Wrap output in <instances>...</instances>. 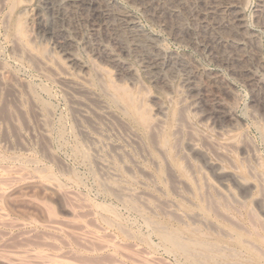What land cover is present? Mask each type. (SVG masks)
<instances>
[{"label": "rangeland", "instance_id": "obj_1", "mask_svg": "<svg viewBox=\"0 0 264 264\" xmlns=\"http://www.w3.org/2000/svg\"><path fill=\"white\" fill-rule=\"evenodd\" d=\"M15 1H18L19 4L17 3V5ZM139 1L140 0H115L118 7L120 6L119 8L122 7V10L128 11L137 18L138 23L147 31L145 32L146 34H151L153 38L156 37L155 39L160 46H157L156 49L157 51L159 50L157 53L160 56H162V52H166V54L170 53L169 55L163 54L167 59L166 62L169 56L173 57L174 55L175 58L177 57L176 60L178 58L180 59V61L177 60V63L179 62L180 64L182 61L181 65L183 67L186 64L191 66L190 64L193 61V69H190L192 66L188 67L186 65L184 67L185 71H182L180 68L179 72H175L172 71L174 68H172L173 66H171L168 61V63H166L167 65L165 64L162 68L163 71L166 70V73L162 72L165 78L164 81L163 79L154 77V79H158L156 80L157 82H164L163 85L159 83L157 84L159 87H156L154 79H146V77H149L145 74V71L143 72L144 69H140L143 66L139 60L138 62L136 61L138 58L134 60L132 53H119V51L113 50L114 54L116 53L115 55L119 56V58L121 57L120 59L122 61H126L125 63L127 65L130 64L129 66H131L134 71H137V77L141 78H138V80H141V84L145 86H139V83L137 86H139L140 89L136 86L139 90V92L136 93H134V91H136L134 88V91L133 89L131 91L125 90L124 88L127 87L125 85H123V91H119L122 89V85L121 87L115 85L120 88L114 90L111 84H117V82L114 81L113 68L101 64L97 59L92 57L89 51H87L88 49H86L90 42L89 30L85 28L84 24L80 25L79 31L74 30V32L71 28L65 27L64 29L66 33H68L65 34L64 30L62 33L63 37L67 38V41L73 44V46L71 44L72 47H70L74 53L77 50L75 53L76 55L78 52L76 57L78 59L80 58V60L87 65V68L92 72L90 73L91 76L93 75V79H90L92 84L89 88L91 87L90 90L93 95H91V99L92 97L93 101L96 99L93 106L91 105V110L93 112L95 110L97 111L94 113L96 116L92 113L82 118L72 107L69 96L64 94V90L62 92L63 87L53 82V79L48 75L49 72H47L46 78L40 74L38 63L40 59H49L51 65L59 68L66 69L67 67L64 58L53 48L51 43L52 40L34 34L36 32L31 31L27 26L25 21L26 15L22 12L23 7L21 0H14L15 5L12 1L13 5L11 7H13V10L9 7L12 3L11 0L6 3L0 1V67L3 66L1 67L3 70L5 68V74L0 78L8 83L16 81L17 83H15L19 86L17 90L20 94L8 88L0 92V175L3 178L5 177L4 180H6V182L4 181V190L0 192V264H264V208L262 207L264 206V179L262 180V178H264V87L258 89L255 83L254 85L253 82L247 81L243 68L244 66L252 67L251 71L258 80L260 79V82L264 86V24H262V22L264 23V8H262L264 7V0H201L199 3L189 2V4L191 3L190 5L188 4L186 7L178 8L173 14L164 12V23L161 24L152 19L153 11L143 6L149 1L147 0L145 2V0H142L144 4ZM227 1L229 3L234 1L235 3L233 2V4H236L235 6L237 8L239 6L240 9H238L243 14V22L245 24V29H247L245 30V34L246 39L249 41L246 40L238 50L240 53L246 55L247 59L239 64L235 62L225 63V61L222 60V52L217 51L220 48L222 49H220L221 51H224L227 47L229 48L226 43L232 36L235 37L234 33L236 34V29L230 21L232 11L225 7L226 4H229ZM45 2V0H33L31 9L41 10L44 17L49 19L44 5ZM140 3L141 6L139 5ZM8 8L11 10L9 11ZM180 9L181 11H179ZM194 10L196 14L198 13L197 15ZM201 10L202 12H200ZM19 11H21V14ZM175 12H178V14ZM180 12H184L185 14L183 13L182 15ZM184 15L187 16L186 18L189 17L190 19L194 15L196 17L194 18L193 16L195 21L184 18ZM148 17L151 18V20H149ZM181 17L183 21H185L183 22L181 20L183 25L180 23ZM197 19L200 23L197 22ZM155 22L158 24H155ZM188 23H191V26L189 25L190 27ZM169 24L173 26L170 27ZM198 24L201 27L203 25L202 29ZM230 24L233 25V27L230 26ZM227 25L230 27L231 32ZM180 26H185L183 28L186 30ZM207 27L209 29H207ZM16 29H18V31ZM233 29L235 31L232 32ZM174 31L180 33L178 37L176 36L177 33ZM200 31H203V34L200 33ZM204 32L206 33L204 34ZM196 34L199 35L195 37ZM212 37L215 39V43L214 41L211 42L213 40ZM179 38L181 40H179ZM197 38L203 44V48L201 49L195 46V43L199 42ZM192 40H194V42ZM84 42H86L87 45H84ZM82 46L85 48L83 49ZM229 49H226V51H231L232 47L230 50ZM10 50H13L14 53ZM20 51L21 54L23 51L24 54L29 53L27 51L31 52L29 57L28 55H23V58L22 55H20ZM170 51L173 55H171ZM153 53L156 54V51ZM214 53L216 56H214ZM220 53L221 56L219 55ZM14 54H16L17 57ZM18 54L20 56H18ZM217 54L221 58H219ZM249 55L251 57H249ZM32 56L35 59L38 57L41 58H38V61H36ZM42 56H46L47 58H43ZM175 58L172 59V62ZM219 60H222V62ZM99 67H101L100 69L103 72L99 70ZM170 68L173 73L170 72ZM197 68L200 70L198 69L197 71ZM95 69L100 71L101 74L95 71ZM188 70H194V72ZM186 71L192 74L196 73L194 74L196 83H194V85H197L195 86L196 89L199 88L197 90V96L199 97L194 99L203 98L196 101L195 105L198 107L195 105L191 106L190 102L192 99L189 98L188 93H186L188 92V88L186 90L184 81H181L185 78L184 75ZM200 71L204 76H201L202 78L196 76ZM168 72L171 74L169 73V75ZM174 73L175 77H172ZM153 74L156 73L154 72ZM95 75L99 76L96 77ZM144 75H146V77ZM48 76L50 77L49 79L47 78ZM105 77L109 80L106 81L107 83L104 82ZM169 77L172 79H168ZM94 79H99L100 81L102 79L101 83H105V85H102L99 80L98 82L100 84L98 83L97 85V81ZM244 79H246V81H244ZM110 80L112 82H110ZM167 81L169 83H166ZM213 81H216L215 84ZM108 82H110L111 86ZM205 83L208 84L207 87L210 88V90L206 87ZM164 84L168 86L166 87ZM180 84H183V86ZM101 85L106 89L108 87L107 85L110 87L105 91ZM216 85L217 88L215 87ZM98 86L103 91L99 90ZM161 86L163 88L166 87V89H162ZM180 87H183V91ZM256 88L259 91H257ZM142 90L145 96L143 95L141 98ZM147 90V95L149 93V96L151 95V98L153 97L155 102L163 103V106H165V108L167 107L166 125L164 124L161 127L163 128L162 131H160L161 128L156 125L157 120L155 122V112L153 113L155 107L152 106L151 108V105H154L152 102L153 99L146 95ZM205 90L209 91L206 92ZM255 91L258 92V96L255 95ZM109 92L111 95L114 94L115 98L126 94L124 96L126 98V104L122 105H125L128 109L123 112L124 109L122 110L119 105H116V102H114L115 98L110 96ZM121 92H124V94ZM130 92H132V94L129 98ZM13 93L16 95H13ZM25 93H27V95L30 94L29 97L25 95ZM93 93L97 94L95 95ZM21 94L25 95V98ZM135 94L137 97L136 100H138L137 102H140L139 96L142 102L137 103L135 101L133 103ZM97 95L101 99L97 97ZM19 96H21V98ZM104 96H106V98L102 100ZM109 96L112 97L113 100L111 98L109 100ZM214 97L218 98L220 101L222 110L229 109L235 114L237 124L235 128L229 129L230 131L228 132L221 133V131L219 132L220 129L217 128L220 124L224 126L227 125L222 117L215 122L213 120L214 117L208 115L212 110L210 102ZM26 98L29 100H26ZM147 98L149 101L151 99L150 103ZM128 99L131 100L129 101ZM15 100L20 102H16ZM100 101H104L103 103H106L104 104L106 107L109 106L107 107V112L111 110L117 115L115 117L113 113L109 111L108 113L111 118L108 116V123L106 119H103L104 117L99 114L98 102ZM128 101L131 102L130 105ZM185 101L189 103V105H185ZM95 103L97 105H95ZM204 103L210 105L208 106ZM115 105L120 107L119 109L122 111H120L118 107L115 108ZM146 105L150 109L147 108ZM135 106H140V109L138 107V109H136ZM190 106L191 109L195 107L192 111H196L191 112ZM184 107H186V109ZM129 109L132 113L134 111L133 109H135L136 113L130 114ZM137 110L140 112L139 115H137ZM143 111L145 113H143ZM117 113H119V115ZM138 116L141 117V121ZM88 117H92L91 119L93 120L89 119L91 120L89 121ZM117 117L118 119H116ZM83 118L86 119L85 122H83ZM98 119H100V122ZM123 119L124 122L120 125L119 122L121 123ZM153 119L154 121H151ZM179 120H182V122ZM109 121L110 123L112 122V124H110ZM40 122L41 124H39ZM113 122H116L117 125ZM128 123L131 127L125 128ZM102 124L104 126H101ZM41 125L42 127L46 126L44 127L45 129L42 128ZM110 125L112 129L108 130L106 127L109 128ZM119 125L121 130L118 129ZM112 126H115L116 129ZM153 126H157L160 130L156 127L159 131H155V127ZM177 127L180 130L176 129ZM127 128L129 129L127 130ZM113 130L114 133H111ZM117 131L118 135L116 134ZM122 131L126 133L125 135L129 136V138L126 137ZM132 131L134 132L133 136L137 135V137L135 136L136 139L130 134ZM157 131L160 134L157 133ZM176 131L177 133H174ZM135 132L137 134H135ZM194 135L198 139L194 137ZM121 136L125 141L122 140ZM100 139H102L101 144L99 143L101 142ZM127 139L132 140L129 141ZM137 139H141V142ZM194 139L198 141L196 142ZM103 140L105 141L104 144H107L106 147L103 144ZM134 140H137L138 144L141 143L139 145L140 148L136 146L137 143ZM191 140L194 145L196 144L195 146L198 149L202 150L201 152L197 150V153H191V151L188 150V141L191 142ZM126 141L130 144V148L127 147L128 144H125ZM131 141L135 143L133 142L134 144H132ZM217 141L218 144H216ZM154 143L155 145L153 146L152 144ZM160 143L165 145V149H162V151H160V148L164 145H160ZM98 144H100L101 147ZM142 144L145 147H142ZM220 145H223V148L219 149L221 147ZM249 146L251 150H248L247 147ZM115 147H117V149H115ZM131 147L136 150L133 149L136 155L133 154ZM154 147H156L155 151ZM227 147H229L230 151H228ZM93 148H96L95 150L97 153ZM143 149L146 150L143 151ZM245 151L247 152V155H245L246 157L244 156V158H247L246 160L241 158L246 154ZM144 152L149 154L146 155ZM249 152L251 154H248ZM252 152L256 155L254 159L252 158ZM142 153H144L143 155L145 158L144 156L142 158ZM127 154L130 157H128ZM151 154L154 156H151ZM120 155L122 157H120ZM131 155H134L132 158L133 161L130 159ZM156 155L157 159L159 157L165 166L162 165L163 163H161L159 159L157 161L155 158ZM183 155L190 156H187L188 158L186 159ZM101 157H103V160L106 158L104 160V162L106 161V165L104 163L105 166L98 163L102 161L100 160ZM164 157L165 159L163 160L162 158ZM141 159L146 161L144 162ZM153 159L155 161H153ZM219 167L222 175L216 172V169ZM109 171H112L111 173L113 174H109ZM237 176L241 179L240 182ZM229 192H233L234 196L239 198L236 197V199L234 196H231L233 194ZM193 204L195 205L193 206ZM197 212H199V216H196L198 215ZM192 213H196V215ZM185 215H189L190 217L187 216V218H190V220L185 219ZM191 218L194 219L192 220ZM195 218L200 219L201 222L199 223L198 221L197 223ZM145 222H148V226L150 227H148ZM152 227L154 231H152ZM163 230L169 237L170 235L175 238L178 236L180 242H192V247H187L189 254H184L181 250L163 241L159 236H162ZM189 239H192V241ZM193 239L195 240L193 241ZM197 239L199 241L198 244H194L197 242ZM200 242L204 243L208 249L205 250L203 247L198 246ZM224 247L226 248L225 252L223 251ZM248 247L250 250H248ZM232 252L233 254L236 252L235 255H237L233 256ZM239 252L242 253L240 254ZM204 254L205 256H203ZM204 257L205 259H203Z\"/></svg>", "mask_w": 264, "mask_h": 264}, {"label": "bare ground", "instance_id": "obj_2", "mask_svg": "<svg viewBox=\"0 0 264 264\" xmlns=\"http://www.w3.org/2000/svg\"><path fill=\"white\" fill-rule=\"evenodd\" d=\"M1 2H4V3H6V2H8L9 0H0ZM14 2V0H11V2ZM32 1L33 0H21V4H22V9H23V14L24 15H26L25 17H26V24H27V26L31 29V31H35L36 33H34V34H37L38 36H42V37H44V38H49L50 40H52L51 41V43H52V45H53V48L55 49V50H57V52L64 58V60H65V63L67 64V67H66V69H63V68H59V67H57V66H53V65H51L50 63H49V59L47 60V59H40L41 57H38L40 60H39V67H40V74H41V76H43L44 78H46L45 76L47 75V72H49L48 73V75L53 79V82H55V83H58L59 85H61V87H63L62 88V92H63V90H64V94H67L66 96H69V98H70V102H71V104H72V107L78 112V115L82 118V117H87V116H89L90 114H94L95 113V111L93 112L92 110H91V105L93 106V104H94V101L96 100H92L93 99V97H92V99H91V95H92V92H91V90H90V88H89V86L92 84L91 83V78H92V76H91V74L90 73H92V72H90V70L87 68V65L82 61V60H80V58L78 59L77 57H76V55L78 54V52H77V54L75 55V53H76V51H75V53H74V51L72 50V46H73V44L70 42L69 43V41H67V38H65V37H63V32H64V28L65 27H67V28H71L72 29V31L74 32V30L76 31V30H78L79 29V27H80V25H82V24H84L85 25V28H87L88 30H89V32L88 33H90L89 35H90V37H89V39H90V42H89V44H88V47L86 48V49H88L87 51H89V53L92 55V57H94L95 59H97L101 64H103V65H105V66H108V67H110V68H113V70H114V81H116L117 82V84H111L112 85V88L114 89V90H116L117 88H118V86H120L121 87V85H122V89L121 90H119V91H123V85H125V86H127L126 88H124L125 90L127 89V90H129V91H131L133 88L136 90V91H134V89H133V91H134V93H136V92H139V90L138 89H140L139 88V86H141L142 84H141V80L139 81L138 80V78L139 77H137L138 75H136L137 74V71H134L133 70V68L131 67V66H129V65H127L124 61H122L120 58H119V56H117V55H115L114 54V52H113V50H116V51H119V53H121V52H125V53H127V54H130V53H132L133 54V57H134V60L135 59H137L136 61L138 62V60L141 62V64H142V66L141 65H139V66H141L142 68H140V69H144L143 70V72L145 71L146 73V75L149 77V78H147L146 77V75H144L145 77H146V79H154V77H156V78H160V79H163V81H164V76L162 75V72L164 73H166V70L165 71H163L162 70V68L165 66V64L166 63H168V61L170 62V65L171 66H173L172 68H174L172 71H175V72H179V70H180V68L182 69V71H185L184 70V67L187 65H185L184 67L181 65V62H180V64H179V62L177 63V60L178 61H180V59L178 58L177 60H176V58L174 57V55H173V53L171 52V55H173V57L172 56H169L168 57V61L166 62V57H164L163 56V54H166V52L165 53H163L162 52V56H160L157 52L159 51H157V46H159L158 45V42H157V40L155 39L156 37H154L153 38V36L151 35V34H146L145 32H147V31H145L144 29L145 28H143V26H141L139 23H138V21H137V18L134 16V15H132L131 13H129L128 11H125V10H122L121 8H119L118 7V5L116 4V2H115V0H45L46 2L44 3V5H45V7H46V11H47V15L49 16V19L48 18H45L44 17V15H43V12L41 11V10H39V9H31V3H32ZM129 1H131V0H129ZM133 1H137V0H133ZM147 0H145V2H146ZM149 2L148 3H143L144 1H142V0H140L139 2H142V4H144L143 6L146 8V9H149V10H152L153 11V13H152V11H151V13H152V19H154L155 21H157V22H159V24H161V23H164V15L163 14H165L164 12H167V13H172L173 14V12L174 11H177V9L178 8H183V7H186V6H188V4H189V2H195V3H199L201 0H148ZM235 1H238V0H235ZM262 1V0H261ZM13 2L11 3V5L9 6L12 10H13V7H11L12 5H13ZM16 2V1H15ZM15 2H14V5H15ZM205 2V1H204ZM203 2V3H204ZM233 2L234 1H232V3H229L228 1H227V3H229L228 5L226 4V6L225 7H227V9H229L230 11H232L231 12V14L232 15H230V17H231V22H232V24L234 25V28L236 29V31L233 29L232 30V32L233 31H235L236 32V34L234 33V36L235 37H231L230 39H228V42L226 43L228 46H229V48L231 49V47H232V49H231V51H226V49L228 50L229 48L227 47L224 51H221L220 49L219 50H217V51H220V52H222V60L223 61H225V63L227 62H235L236 64L238 63H243V61H245V59H247L246 57V55H244L243 53H240V51H238L239 49H240V47L246 42V40H248V39H246V31L245 30H247V29H245V24H244V20H243V14L241 13V11L239 10L240 8H239V6H238V8L233 4ZM18 3V1L16 2V4ZM132 3H134V2H132ZM137 3V2H136ZM194 3V4H195ZM235 3V2H234ZM2 4V3H1ZM9 4H10V2H9ZM8 4V5H9ZM19 4V3H18ZM17 4V5H18ZM38 4V3H37ZM191 4V3H190ZM189 4V5H190ZM194 4H192V5H194ZM208 4V3H207ZM215 4V3H214ZM237 4H238V2H237ZM262 4V3H261ZM4 5V4H3ZM40 5V4H39ZM137 5V4H136ZM140 6H141V3L139 4ZM197 5H199V4H197ZM241 5V4H240ZM5 6V5H4ZM203 6V5H202ZM262 6V5H261ZM190 7V6H189ZM188 7V8H189ZM196 7V6H195ZM260 7V6H259ZM140 8V7H139ZM188 8H186V9H188ZM190 8H192V7H190ZM189 8V9H190ZM196 8H198V7H196ZM196 8H194V9H196ZM202 8H204V7H202ZM242 8V7H241ZM262 8H264V7H262ZM9 9V8H8ZM11 9H9V11L11 10ZM143 9V8H142ZM185 9V10H186ZM200 9H201V6H200ZM218 9V8H217ZM226 9V8H225ZM192 10V9H191ZM263 10V9H262ZM7 11V10H6ZM5 11V12H6ZM179 11H181V9L179 10ZM182 11H184V10H182ZM188 11V10H187ZM195 11V10H194ZM205 11V10H204ZM203 11V12H204ZM229 11V12H230ZM264 11V10H263ZM21 11H19V13H20ZM184 12H186V11H184ZM184 12H180V13H182V15H183V13ZM197 12H198V9H197ZM200 12H202V10L200 11ZM262 12V11H261ZM7 13V12H6ZM9 13V12H8ZM150 13V14H151ZM175 13H177L178 14V12H175ZM188 13V12H187ZM191 13V12H190ZM190 13H189V15H190ZM199 13V12H198ZM197 13V14H198ZM209 13V12H208ZM222 13V12H221ZM21 14V13H20ZM149 14V15H150ZM185 14V13H184ZM195 14H196V11H195ZM194 14V15H195ZM196 14V15H197ZM220 14V13H219ZM148 15V16H149ZM188 15V14H187ZM193 15V16H194ZM201 15V14H200ZM262 15V14H261ZM4 16V15H3ZM142 16V15H141ZM146 16V15H145ZM168 16H169V14H168ZM167 16V17H168ZM171 17H173L172 15H170ZM175 16V15H174ZM185 17L184 18H186L187 16L186 15H184ZM193 16H192V18L190 19L189 17V19L190 20H192V21H195L194 20V18H196L195 16H194V18H193ZM199 16V15H198ZM197 16V17H198ZM170 17V18H171ZM176 17H180V16H176ZM183 17V16H182ZM181 17V19H180V21L182 20L183 21V18ZM229 17V18H230ZM257 17V16H256ZM5 18V17H4ZM149 18V17H148ZM163 18V19H162ZM174 18V17H173ZM188 18H186V19H188ZM199 18H201V17H199ZM217 18V17H216ZM263 18V17H262ZM175 19V18H174ZM6 20V19H5ZM149 20H151V18H149ZM173 20V19H172ZM176 20V19H175ZM179 20V19H178ZM185 20V19H184ZM190 20H189V22H190ZM210 20V19H209ZM225 20V19H224ZM229 20V19H228ZM248 20V19H247ZM4 21V20H3ZM153 21V20H152ZM179 21V22H180ZM180 22L181 24L183 23V22H185V21H183V22ZM201 21V20H200ZM229 21V22H230ZM264 21V20H263ZM154 22V21H153ZM157 22H155V24L157 23ZM165 22L167 23V21L165 20ZM178 22V21H177ZM197 22H199L198 21V19H197ZM196 22V23H197ZM213 22V21H212ZM171 23V22H170ZM195 23V24H196ZM200 23V22H199ZM228 23V22H227ZM158 24V23H157ZM173 24V23H172ZM186 24H187V22H186ZM193 24V23H192ZM204 24V23H203ZM224 24V23H223ZM262 24H264L263 22H262ZM14 25H15V23H14ZM50 25V26H49ZM83 25V26H84ZM170 25V24H169ZM178 25H179V23H178ZM183 25V24H182ZM185 25V24H184ZM191 26V23L189 24L188 23V26ZM221 25V24H220ZM233 25H231L230 24V26H232L233 27ZM18 26V25H17ZM161 26V25H160ZM166 26V25H165ZM165 26H164V28H165ZM171 26H173V25H170V27ZM187 26V25H186ZM189 26V27H190ZM198 26H199V24H198ZM228 26V25H227ZM162 27V26H161ZM167 27V26H166ZM169 27V28H170ZM178 27V26H177ZM180 27H182V26H180ZM183 27H185V26H183ZM182 27V28H183ZM194 27V26H193ZM196 27V26H195ZM201 29H202V27H203V25H202V27L201 26H199ZM199 27H198V29H199ZM205 27V26H204ZM215 27V26H214ZM229 27V26H228ZM228 27H225V28H228ZM263 27V26H262ZM18 28V27H17ZM173 28V27H172ZM172 28H171V30H172ZM187 28V27H186ZM192 28V27H191ZM224 28V29H225ZM162 29V28H161ZM184 29V28H183ZM189 29V28H188ZM197 29V28H196ZM207 29H209L208 27H207ZM17 31H18V29H16ZM70 30V29H69ZM167 30V29H166ZM171 30L169 29V31L171 32ZM174 30V29H173ZM184 30H186V29H184ZM194 30H195V28H194ZM225 30H227V29H225ZM79 31V30H78ZM164 31H165V29H164ZM181 31V30H180ZM191 31V30H190ZM199 31V30H198ZM204 31H206V30H204ZM229 31L231 32V30H230V27H229ZM70 32V31H69ZM82 32H83V30H82ZM87 32V31H86ZM170 32H167V33H170ZM173 32V31H172ZM174 32H176V31H174ZM194 32V31H193ZM203 31H200V33H202ZM68 33V32H67ZM66 33V30H65V34H67ZM177 33V32H176ZM186 33V32H185ZM189 33V32H188ZM195 33V32H194ZM197 33H199V32H197ZM199 33V34H200ZM206 32H204V34H205ZM16 34V33H15ZM78 34V33H77ZM77 34H76V37H77ZM86 34V33H85ZM178 34H180L179 32L177 33V37H178ZM190 34V33H189ZM192 34V33H191ZM199 34H196L195 35V37L196 36H198ZM203 34V33H202ZM201 34V35H202ZM233 34V33H232ZM231 34V35H232ZM22 35V34H21ZM75 35V34H74ZM81 35V34H80ZM87 35V34H86ZM88 35V36H89ZM174 35V36H175ZM194 35V34H193ZM253 35V34H252ZM17 36V35H16ZM69 36V35H68ZM168 36H171V35H168ZM180 36V35H179ZM247 36H248V34H247ZM34 37V36H33ZM70 37V36H69ZM87 37V36H86ZM182 37V36H181ZM194 37V36H193ZM249 37V36H248ZM18 38V37H17ZM70 38H72V37H70ZM173 38V37H172ZM188 38V37H187ZM201 38V37H200ZM211 38V37H210ZM209 38V39H210ZM217 38V37H216ZM219 38V37H218ZM229 38V37H228ZM84 39V38H83ZM198 39V38H197ZM212 39H213V37H212ZM220 39V38H219ZM12 40V39H11ZM17 40V39H16ZM46 40V39H45ZM77 40V39H76ZM88 40V39H87ZM174 40V39H173ZM176 40V39H175ZM174 40V41H175ZM179 40H181L180 38H179ZM182 40H184V39H182ZM195 40V39H194ZM194 40H192L193 42H194ZM202 40V39H201ZM254 40V39H253ZM85 41V40H84ZM89 41V40H88ZM177 41V40H176ZM198 41H199V39H198ZM214 41V43H215V39H213L211 42H213ZM221 41V40H220ZM249 41V40H248ZM19 42V41H18ZM73 42V41H72ZM82 42V41H81ZM180 42H182V41H180ZM190 42V41H189ZM192 42V43H193ZM203 42V41H202ZM219 42V41H218ZM205 43V42H204ZM209 43H210V41H209ZM249 43V42H248ZM254 43V42H253ZM71 44H72V46H71ZM75 44V43H74ZM87 45V43L86 42H84V45ZM185 44V43H184ZM188 44V43H187ZM196 45L195 46H197V47H199L200 49L201 48H203V44L199 41V42H196L195 43ZM211 45H212V43H210ZM216 44H218V43H216ZM225 44V43H224ZM255 44V43H254ZM15 45V44H14ZM14 45H11V46H14ZM17 45V44H16ZM51 45V46H52ZM83 45V46H84ZM215 45V44H214ZM223 45V44H222ZM251 45V44H250ZM71 46V47H70ZM83 46H82V48H83ZM192 46V45H191ZM216 46V45H215ZM257 46V45H256ZM18 47V46H17ZM160 47V46H159ZM213 47V46H212ZM218 47V46H217ZM12 48V47H11ZM10 48V49H11ZM15 48V47H14ZM19 48V47H18ZM27 48V47H26ZM85 48V47H84ZM83 48V49H84ZM198 48V49H199ZM214 48V47H213ZM216 48V47H215ZM219 48V47H218ZM225 48V47H224ZM223 48V49H224ZM29 49V48H28ZM77 49V48H76ZM204 49H205V47H204ZM217 49V48H216ZM215 49V50H216ZM229 49V50H230ZM249 49V48H248ZM74 50H75V47H74ZM214 50V51H215ZM251 50V49H250ZM11 51V50H10ZM13 51V50H12ZM11 51V52H12ZM33 51V50H32ZM82 51V50H81ZM154 51H156V54L155 53H153ZM160 51H161V49H160ZM196 51V50H195ZM258 51V50H257ZM19 52V51H18ZM24 52V51H23ZM22 52V54H21V51H20V55H22V57H23V55H28V57H29V55H30V52L31 51H27V52H29V53H27V54H24ZM13 53H14V51H13ZM88 53V52H87ZM88 53V54H89ZM159 53H161V52H159ZM219 53V52H218ZM245 53V52H244ZM34 54V53H33ZM32 54V55H33ZM47 54V53H46ZM123 54V53H122ZM121 54V55H122ZM170 53H167L166 55H169ZM208 54V53H207ZM247 54V53H246ZM14 55H16V54H14ZM19 54H18V56H20ZM126 55V54H125ZM135 55V56H134ZM165 55V56H166ZM178 55V54H177ZM220 56H221V53L219 54ZM218 54H217V56H219ZM253 55V54H252ZM214 56H216L215 55V53H214ZM219 56V58H221ZM16 57H17V55H16ZM33 57V56H32ZM43 57V56H42ZM46 57V56H45ZM45 57H43V58H45ZM129 57V56H128ZM181 57V56H180ZM249 57H251L250 55H249ZM255 57V56H254ZM24 58V57H23ZM38 58L37 59H35L34 57H33V59H35L36 61H38ZM47 58V57H46ZM173 58H175L174 60H175V62H174V60H173V62H172V59ZM215 58V57H214ZM28 59V58H27ZM31 59V58H30ZM193 59V58H192ZM185 60V59H184ZM191 60V59H190ZM222 60H219L220 62H222ZM14 61V60H13ZM187 61V60H186ZM213 61V60H212ZM218 61V62H219ZM254 61V60H253ZM64 62V61H63ZM95 62H96V60H95ZM183 62H185V61H183ZM193 62V61H192ZM191 62V64L190 63H188V64H190L191 66H192V68H190V69H193V63ZM247 62V61H246ZM15 63V62H14ZM37 63V64H38ZM92 63V62H91ZM186 63V62H185ZM224 63V62H223ZM225 63H224V65H225ZM221 64V63H220ZM230 64V63H229ZM228 64V65H229ZM235 64V65H236ZM260 64V63H259ZM100 65V64H99ZM167 65V64H166ZM184 65V64H183ZM231 65V64H230ZM169 66V65H168ZM170 66V67H171ZM188 66V65H187ZM191 66H188V67H191ZM232 66V65H231ZM262 66V65H261ZM1 67H3V66H1ZM0 67V77H3V75L5 74V72H4V70H5V68H4V70H3V68H1ZM30 68V67H29ZM101 67H99V70L101 71V69H100ZM166 68H167V66H166ZM195 68V67H194ZM233 68V67H232ZM235 68V67H234ZM244 68V72H245V75H246V78H247V81H250V82H253V84L255 83L257 86L256 87H258V89L259 88H263L264 86H263V84L260 82V79L258 80V78H256V76L254 75V73L251 71V68L252 67H246V66H244L243 67ZM35 69V68H34ZM37 69V68H36ZM39 69V68H38ZM196 69V68H195ZM198 69L199 68H197V71H198ZM16 70V69H15ZM103 70V69H102ZM200 70V69H199ZM38 71V70H37ZM36 71V72H37ZM95 71H97L96 69H95ZM100 71H97V72H100ZM105 71V70H104ZM141 71V70H140ZM156 73V74H153L154 72ZM168 71H169V68H168ZM171 71V68H170V72H172ZM188 71H192V72H194V70H188ZM188 71H186V73H185V78H181L182 80L181 81H184V85L186 86L185 87V89L187 90V88H188V92H186V93H188V96H189V98H191L192 99V101L190 102V104H191V106H194L195 104H196V101L197 100H201V99H203L202 97L200 98V99H194V98H196V97H199V96H197V94H198V89L199 88H197L196 89V87L195 86H197V85H194V83H195V77H194V74H196V73H188ZM197 71H195V72H197ZM96 72V73H97ZM101 72H103V71H101ZM101 72H100V74H101ZM170 72H168V74L170 73ZM104 73H106V72H104ZM142 73V72H141ZM173 73V72H172ZM199 73H201V71L199 72ZM197 74L196 76H198V77H200V78H202V77H204L203 75H202V73L201 74ZM39 74V73H38ZM39 74V75H40ZM95 74V73H94ZM97 74H99V73H97ZM140 74V73H139ZM143 74V73H142ZM171 74V73H170ZM169 74V75H170ZM102 75H103V73H102ZM106 75V74H105ZM111 75V74H110ZM180 75V74H179ZM181 75H183V74H181ZM200 75V76H199ZM47 77L48 79L50 78V77ZM96 76V75H95ZM97 76H99V75H97ZM96 76V77H97ZM101 76V75H100ZM172 76V75H171ZM170 76V77H171ZM202 76V77H201ZM216 76V75H215ZM28 77V76H27ZM102 77V76H101ZM153 77V78H152ZM166 77H168V76H166ZM168 78V79H172V78ZM172 77H175V73H174V76H172ZM180 77V76H179ZM217 77V76H216ZM33 78V77H32ZM104 78V77H103ZM113 78H112V80H113ZM262 78V77H261ZM2 78H0V92L2 91V90H6L7 88L8 89H12V90H15L16 92H18V90H17V87H19V86H17V82L15 81V80H13V81H15V82H11V83H8L7 81H5L4 82V80L2 79ZM18 79V78H17ZM51 79V80H52ZM93 79V78H92ZM139 79H141V78H139ZM213 79V78H212ZM211 79V80H212ZM50 80V81H51ZM94 80H96L97 81V85H98V83L100 82H102V79H101V81L99 80V82H98V80L97 79H94ZM155 80V86L156 87H159L157 84H159V83H161V81L160 82H157L156 80H158V79H154ZM154 80H153V82H154ZM207 80V79H206ZM210 80V79H209ZM219 80V79H218ZM96 81H95V83H96ZM106 81H109V80H107L106 79V77H105V83H107ZM162 81V82H163ZM180 81V82H181ZM244 81H246V79H244ZM19 82H20V80H19ZM110 82H112L111 80H110ZM110 82H108L109 83V85H110ZM116 82H114V83H116ZM157 82V83H156ZM200 82V81H199ZM201 82H202V80H201ZM200 82V83H201ZM205 82V81H204ZM214 82V84H215V82L216 81H213ZM219 82H220V80H219ZM99 83V84H100ZM105 83L103 84V83H101L102 85H105ZM139 83H140V85H139ZM164 83V82H163ZM163 83H161L162 85H163ZM166 83H169L168 81L166 82ZM181 83H183V82H181ZM208 83V82H207ZM217 83H218V81H217ZM216 83V84H217ZM20 84H22V83H20ZM196 84V83H195ZM198 84V83H197ZM202 84V83H201ZM206 84V83H205ZM204 84V85H205ZM250 84V83H249ZM254 84V85H255ZM24 85V84H23ZM101 85V86H102ZM109 85H107L108 87H110ZM115 85H118L117 87L115 86ZM137 85H139V86H137ZM153 85V84H152ZM165 85V84H164ZM169 85H171V84H169ZM181 85V84H180ZM199 85V84H198ZM207 85L208 84H206V87H207ZM254 85H252V86H254ZM114 86V87H113ZM138 87V89H137V87ZM154 86V85H153ZM166 86V85H165ZM168 86V85H167ZM166 86V87H167ZM181 86H183V84L181 85ZM221 86V85H220ZM227 86V85H226ZM24 87V86H23ZM99 87V86H98ZM107 87V89H109ZM119 87V88H120ZM136 87V88H135ZM142 87H145L144 85H142ZM162 87V86H161ZM166 87L165 88H163L162 87V89H166ZM170 87V86H169ZM199 87V86H198ZM216 88H217V85L215 86ZM225 87V86H224ZM232 87V86H231ZM32 88V87H31ZM102 88H103V90L105 89V91L107 90L106 88H104L103 86H102ZM118 88V89H119ZM177 88V87H176ZM181 88V87H180ZM201 88H204V87H201ZM208 88V87H207ZM207 88H204V89H207ZM142 89H144V88H142ZM160 89V88H159ZM162 89H160V90H162ZM182 89V91H183V87L181 88ZM204 89H203V91H204ZM209 90H210V88H208ZM92 90H93V86H92ZM99 90H102V89H100V87H99ZM102 90V91H103ZM144 90H146V89H144ZM200 90H202V89H200ZM208 90V91H209ZM256 90H257V88H256ZM264 90V89H263ZM262 90V91H263ZM22 91V90H21ZM27 91L29 92V90L27 89ZM26 91V92H27ZM34 91V90H33ZM110 91V90H109ZM128 91V92H129ZM206 91V90H205ZM208 91H206V92H208ZM257 91H259V90H257ZM261 91V92H262ZM13 92V91H12ZM15 92V93H16ZM27 92V93H28ZM100 92V91H99ZM114 92V91H113ZM116 92V91H115ZM143 90H142V95H141V98L143 97V95L145 94H143ZM147 92H148V90L146 91V95H147ZM220 92V91H219ZM256 92V91H255ZM260 92V93H261ZM3 93V92H2ZM27 93H25V95H27ZM101 93V92H100ZM110 93V92H109ZM122 94H124V92H121ZM133 93V94H134ZM141 93V92H140ZM184 93H185V91H184ZM184 93H182V94H184ZM185 93V94H186ZM257 93L258 92H256L255 93V95H257ZM18 94H19V92H18ZM93 94H97V93H93ZM105 94V93H104ZM131 94H132V92H130V95H129V98L131 97ZM138 95H140L139 93H137ZM177 94V93H176ZM191 94V95H190ZM202 94V93H201ZM262 94V93H261ZM13 95H16V94H14L13 93ZM20 95V94H19ZM22 95V94H21ZM25 95H22V96H24V98H25ZM30 95V94H29ZM29 95H27L28 97H29ZM107 95V94H106ZM110 96H112L113 98H115V96H114V94H112L111 95V93L109 94ZM126 95V94H125ZM124 95V96H125ZM137 95V96H138ZM253 95V94H252ZM4 96V95H3ZM26 96V97H27ZM93 96V95H92ZM99 96H100V94H99ZM98 95H97V97H99ZM109 96V100H110V98L112 99V97H110ZM124 96H119L118 98H115V100H114V102H116V105H119L120 107H121V109L123 110V112L125 111V110H127L128 108L127 107H125V105H122V104H126V101H125V97ZM135 96V99L133 100V103L136 101H138V100H136V94L134 95ZM145 96V95H144ZM149 98H151V95L149 96V93H148V95H147ZM168 96V95H167ZM217 96V95H216ZM219 96V95H218ZM258 96V95H257ZM12 97H14V96H12ZM18 97V96H17ZM20 98H21V96H19ZM31 97V96H30ZM128 97V96H127ZM169 97V96H168ZM184 97V96H183ZM182 97V98H183ZM253 97H254V95H253ZM15 98H16V96H15ZM34 98V97H33ZM32 98V99H33ZM100 98V97H99ZM104 98H106V96H104L103 98H102V100L104 99ZM141 98H140V96H139V101L140 102H142L141 101ZM145 98V97H144ZM143 98V99H144ZM170 98V97H169ZM215 98V97H214ZM212 98V100H211V102H210V104L212 105H210V107H211V111L209 112V116H211V117H214L213 118V120L215 121V122H217L221 117H222V119L223 120H225L226 121V123H227V125L226 126H224V125H218V127L217 128H219L220 130H219V132L221 131V133H225V132H228V131H230L229 129H233V128H235V126H236V117H235V114L231 111V110H229V109H226V110H222L221 109V107H220V101L218 100V98ZM23 99V98H22ZM22 99H20V100H22ZM28 98H26V100H27ZM37 99V98H36ZM101 99V98H100ZM100 99H98V100H100ZM108 99V98H107ZM148 99V98H147ZM151 99H153V97L151 98ZM151 99H150V101H151ZM184 99V98H183ZM258 99V98H257ZM25 100V99H24ZM29 100V99H28ZM113 100V99H112ZM129 101L131 100V99H128ZM145 100V99H144ZM185 100V99H184ZM255 100V99H254ZM259 100V99H258ZM16 101V100H15ZM105 101V100H104ZM103 101V102H104ZM108 101V100H107ZM128 101V102H129ZM147 101V100H146ZM148 101H149V99H148ZM150 101H149V103H150ZM157 101V100H156ZM187 101V100H186ZM185 101V105L187 104V105H189V103H187ZM203 101V100H202ZM230 101V100H229ZM8 102V101H7ZM16 102H20V101H16ZM101 102V101H100ZM98 102V109L100 110L99 111V114L100 115H102L103 117V119H106V122L108 123V121H107V118H108V116H109V111H111V110H109L108 112H107V107H109V106H105L104 104H106V103H103V102ZM111 102V101H110ZM140 102H137V103H140ZM152 102H153V104L154 105H151V108H152V106H154L155 108V111H153V113L155 112V122H156V120H157V122H156V125L158 126V127H162L164 124L166 125V120H167V107L165 108V106H163V103H159V102H155V100L153 99L152 100ZM183 102V101H182ZM200 102V101H199ZM198 102V103H199ZM203 102H205V101H203ZM259 102V101H258ZM264 102V101H263ZM11 103V102H10ZM24 103V102H23ZM97 103V102H96ZM95 103V105H97ZM109 103V102H108ZM130 103L131 102H129V105H130ZM146 103V102H145ZM184 103V102H183ZM197 103V104H198ZM208 103V102H207ZM7 104V103H6ZM114 104V103H113ZM113 104H111V105H113ZM143 104H144V102H143ZM143 104H142V106H143ZM205 104V103H204ZM101 105V106H100ZM107 105H110V104H107ZM115 105V108H117L118 106H116ZM128 105V106H129ZM137 105V104H136ZM140 105V104H139ZM165 105V104H164ZM201 105V104H200ZM205 105H208V104H205ZM208 105V106H209ZM254 105V104H253ZM14 106H16V105H14ZM147 106V105H146ZM191 106H190V109H191ZM195 106H197V105H195ZM94 107H96V106H94ZM120 107H118V109L120 108ZM136 107V109H138L140 106H135ZM138 107V108H137ZM198 107V106H197ZM196 107V108H197ZM200 107V106H199ZM22 108V107H21ZM97 108V107H96ZM133 108V107H132ZM131 108V109H132ZM144 108V107H143ZM146 108V107H145ZM147 108H149L148 106H147ZM185 109H186V107H184ZM18 109V108H17ZM93 109V108H92ZM113 109V108H112ZM121 109H119L120 111H122ZM140 109V108H139ZM150 109V108H149ZM187 109H189V108H187ZM189 109V110H190ZM193 109H195V107L193 108ZM193 109H191V112H195V111H192ZM94 110V109H93ZM134 111H133V113L135 114L136 112H135V109H133ZM144 110V109H143ZM184 110V109H183ZM221 110V111H220ZM19 111V110H18ZM30 111V110H29ZM92 111V112H91ZM185 111V110H184ZM215 111H216V113H215ZM97 112V111H96ZM112 112V111H111ZM114 112H116V111H114ZM123 112H121V113H123ZM137 115H139L140 114V112L137 110ZM141 112H142V110H141ZM190 112V113H191ZM113 113V112H112ZM111 113V114H112ZM126 113V112H125ZM129 113L131 114L132 113V111L129 109ZM129 113H127V114H129ZM132 113V114H133ZM143 113H145L144 111H143ZM38 114V113H37ZM36 114V115H37ZM110 114V115H111ZM118 115H119V113H117ZM187 114V113H186ZM195 114V113H194ZM50 115V114H49ZM100 115H98V116H100ZM113 115L116 117L117 115H115V113H113ZM136 115V116H137ZM144 115V114H143ZM150 115V114H149ZM93 116V115H92ZM94 116H96V114H94ZM114 116H113V118H114ZM131 116V115H130ZM129 116V117H130ZM151 116V115H150ZM153 116V115H152ZM79 117V118H80ZM101 117V116H100ZM138 117H140V116H138ZM182 117V116H181ZM181 117H180V119H181ZM193 117V116H192ZM46 118V117H45ZM92 118V117H91ZM90 117H88V120L89 119H91ZM109 118H111V116H109ZM145 118V117H144ZM150 118V117H149ZM153 118V117H152ZM202 118V117H201ZM204 118V117H203ZM76 119H77V116H76ZM83 119H84V121H83ZM82 119V121L83 122H85V118H83ZM116 119H118V117L116 118ZM130 119V118H129ZM136 119V118H135ZM138 119V118H137ZM140 119V121L142 120L141 119V117L139 118ZM188 119V118H187ZM91 120H93V119H91ZM91 120H89V121H91ZM100 119H98V121H99ZM111 120V119H110ZM113 120H115V119H113ZM128 120V119H127ZM36 121V120H35ZM40 121V120H39ZM48 121V120H47ZM102 121V120H101ZM119 121H120V118H119ZM131 121V120H130ZM151 121H154V119L153 120H151ZM177 121V120H176ZM179 121H181L182 122V120H179ZM213 121V122H214ZM100 122V121H99ZM105 122V121H104ZM124 122V119L123 120H121V123L119 122V124L120 125H122V123ZM138 122V121H137ZM146 122V121H145ZM191 122V121H190ZM42 123H44V122H42ZM49 123V122H48ZM94 123V122H93ZM103 123V122H102ZM109 123H110V121H109ZM113 123H116V122H113ZM126 123H127V121H126ZM219 123V122H218ZM39 124H41V122L39 123ZM86 124V123H85ZM97 124V123H96ZM104 124V123H103ZM101 125V126H104V125ZM106 124V123H105ZM110 124H112V122L110 123ZM139 124V123H138ZM141 124V123H140ZM153 124H154V122H153ZM192 124V123H191ZM43 125H45V124H43ZM107 125V124H106ZM114 125V124H113ZM116 125H117V123H116ZM115 125V126H116ZM120 125L118 126L119 128L118 129H120ZM124 125H127V124H124ZM128 125H129V123H128ZM125 126V128L126 127H131L130 125L129 126ZM90 126H92V125H90ZM100 126V125H99ZM107 126H109V125H107ZM115 126H112V127H114V129H116L115 128ZM156 126V127H157ZM37 127V126H36ZM41 127H42V125H41ZM44 127H46V126H44ZM44 127H42V128H44ZM153 127H155V126H153ZM156 127H155V131L156 130H158V129H156ZM165 127V126H164ZM215 127V126H214ZM41 128V129H42ZM83 128V127H82ZM90 128V127H89ZM108 130H110V129H112L111 128V125H110V127L108 128V127H106ZM181 128V127H180ZM39 129V128H38ZM45 129V128H44ZM44 129H43V131H44ZM47 129V128H46ZM129 128H127V130H128ZM176 129H178V130H180L178 127L176 128ZM209 129V128H208ZM36 130V129H35ZM95 130V129H94ZM121 130V129H120ZM130 130H131V128H130ZM134 130V129H133ZM160 130V129H159ZM158 130V131H159ZM163 130V128H161V130L160 131H162ZM37 131H40V130H37ZM125 131V130H124ZM153 131H154V128H153ZM157 131V133H159ZM103 132V131H102ZM114 133V130L113 131H111V133ZM120 132V131H119ZM123 132V131H122ZM130 132V131H129ZM86 133V132H85ZM118 133V131L116 132V134ZM133 133V134H132ZM162 133V132H161ZM174 133H177V131L176 132H174ZM179 133V132H178ZM42 134H44V133H42ZM87 134V133H86ZM99 134V133H98ZM103 134V133H102ZM123 134L125 135L126 133H124L123 132ZM132 136L134 135V132L132 131L131 133H130ZM135 134H137L136 132H135ZM160 134V133H159ZM159 134H158V136H159ZM202 134V133H201ZM118 135V134H117ZM121 135H122V133H121ZM131 135H130V138H131ZM173 135V134H172ZM176 135V134H175ZM191 135L193 136V134L191 133ZM196 135V134H195ZM194 135V137H196ZM204 135V134H203ZM219 135V134H218ZM224 135V134H223ZM223 135H221V136H223ZM101 136V135H100ZM126 136V135H125ZM124 136V137H125ZM136 137H137V135H135ZM135 136H133L134 137V139H136L135 138ZM154 136H156V135H154ZM187 136V135H186ZM192 136H189V137H192ZM208 136V135H207ZM220 136V135H219ZM119 137H120V133H119ZM122 137V136H121ZM126 137H128L129 138V136H126ZM204 137H205V135H204ZM240 137H242V136H240ZM45 138V137H44ZM109 138V137H108ZM114 138V137H113ZM165 138V137H164ZM180 138V137H179ZM197 138V137H196ZM97 139V138H96ZM99 139V138H98ZM110 139V138H109ZM108 139V140H109ZM191 139V138H190ZM198 139V138H197ZM195 140L194 139V141H198V140ZM208 139V138H207ZM91 140V139H90ZM102 139H100V141H101ZM120 140H121V138H120ZM122 140H124L125 141V139H123V137H122ZM121 140V141H122ZM127 140H132V139H127ZM138 140V139H137ZM134 140V141H136V143L138 144V141L139 142H141V139L140 140ZM93 141H94V139H93ZM119 141V140H118ZM123 141V142H124ZM128 141V142H129ZM133 141V142H134ZM162 141V140H161ZM202 141V140H201ZM205 141V140H204ZM243 141V140H242ZM92 142V141H91ZM90 142V143H91ZM104 140H103V144H104ZM111 142V141H110ZM132 142V141H131ZM132 142V144H134ZM195 142V143H196ZM100 144L102 143V141L101 142H99ZM143 143V142H142ZM164 143L166 144V142H165V140H164ZM216 143V142H215ZM92 144H94V143H92ZM92 144H90V145H92ZM96 144H97V142H96ZM95 144V145H96ZM100 144H98V145H100ZM125 144H128L127 143V141H126V143ZM136 144V146H139L141 143H139L138 145ZM186 144V143H185ZM216 144H218V141H217V143ZM107 145V144H106ZM106 145L104 144V146L106 147ZM130 144H128V148H130V146H129ZM153 146L155 145V143L154 144H152ZM160 145H164V144H161L160 143ZM196 145V144H195ZM194 145V143L192 142V140H191V142L190 141H188V150L189 151H191V153H197L196 151L197 150H200V149H198L196 146ZM213 145V144H212ZM248 145V144H247ZM93 146V145H92ZM118 146V145H117ZM142 147H145V146H143V144L141 145ZM219 146V145H218ZM221 146V145H220ZM95 147V146H94ZM98 147V146H97ZM100 147H101V145H100ZM126 147V146H125ZM156 147H157V144H156ZM156 147H154V151H155V148ZM211 147V146H210ZM257 147V146H256ZM99 148V147H98ZM97 148V149H98ZM118 148H120V147H118ZM124 148V147H123ZM136 148V147H135ZM139 148H140V146H139ZM139 148H138V150H139ZM221 148H223V145L219 148V149H221ZM228 148V151H230L229 150V147H227ZM227 148H226V150H227ZM244 148H246V147H244ZM248 148V150H251V148H250V146L249 147H247ZM250 148V149H249ZM94 149V148H93ZM96 149V148H95ZM94 149V150H95ZM101 149V148H100ZM115 149H117V147H115ZM131 149H132V147H131ZM134 149V148H133ZM132 149V152H133V154H135V152H134V150ZM162 149H165V145L162 147L161 146V148H160V151H162ZM204 149H205V146H204ZM237 149V148H236ZM105 150V149H104ZM124 150V149H123ZM122 150V151H123ZM137 150V151H138ZM146 149H143V151H145ZM243 150H246V149H243ZM118 151V150H117ZM117 151H115V152H117ZM136 151V150H135ZM157 151V150H156ZM159 151V150H158ZM202 150H200V152H201ZM214 151V150H213ZM223 151V150H222ZM224 151H225V149H224ZM95 152H96V150H95ZM105 152V151H104ZM119 152V151H118ZM117 152V154H119ZM125 152V151H124ZM140 152H141V150H140ZM147 152V151H146ZM234 152V151H233ZM243 152V151H242ZM246 152V151H245ZM254 152V151H253ZM253 152H252V155H253V159H254V157L256 156V155H254L253 154ZM259 152V151H258ZM97 153V152H96ZM107 153V152H106ZM114 153V152H113ZM137 153V152H136ZM145 153V152H144ZM144 153H142L141 155H142V158H143V154ZM156 153V152H155ZM159 153V152H158ZM158 153H157V155H158ZM186 153V152H185ZM188 153V152H187ZM215 153V152H214ZM140 154V153H139ZM146 154V153H145ZM149 154V153H148ZM148 154H146V155H148ZM153 154H154V152H153ZM188 154H190V153H188ZM218 154V153H217ZM248 154H251L250 152L248 153ZM128 155V154H127ZM136 155V154H135ZM157 155H156V159H157ZM160 155L162 156V154L160 153ZM245 155H247V152H246V154H244L243 155V157H241V158H244V156ZM133 156L134 155H131V158L130 159H132L133 158ZM151 156H154V155H152L151 154ZM186 157V159L190 156H186V155H183V157ZM100 157V156H99ZM109 157H110V155H109ZM120 157H122L121 155H120ZM128 157H130L129 155H128ZM137 157V156H136ZM148 157V156H147ZM146 157V158H147ZM182 157V158H183ZM246 157V156H245ZM249 157V156H248ZM14 158V157H13ZM144 158H145V156H144ZM149 158H150V156H149ZM226 158V157H225ZM224 158V159H225ZM251 158V157H250ZM20 159V158H19ZM106 159V158H105ZM104 159V160H105ZM135 159V158H134ZM158 159L160 160V158L158 157ZM158 159H157V161H158ZM163 160L165 159V157L164 158H162ZM245 160L247 159V158H244ZM255 159H257V158H255ZM100 160H102L101 162H98V163H100L102 166H105L106 165V161L104 162V160H103V157H101V159ZM141 160H143L144 161V159H141ZM150 160H152V159H150ZM180 160V159H179ZM182 160H184V159H182ZM226 160H228V159H226ZM241 160V159H240ZM108 161V160H107ZM132 161H133V159H132ZM146 161V160H145ZM144 161V162H145ZM153 161H155L154 159H153ZM161 161V163H163V161L162 160H160ZM166 161V160H165ZM257 161V160H256ZM26 162V161H25ZM151 162V161H150ZM18 163V162H17ZM104 163H105V165H104ZM109 163H110V161H109ZM139 163H140V161H139ZM159 163V162H158ZM161 163H160V165H161ZM112 164V163H111ZM117 164V163H116ZM153 164V163H152ZM157 164V163H156ZM158 165V164H157ZM162 165H164V163L162 164ZM186 165V164H185ZM6 166V165H5ZM102 166H100V167H102ZM109 166V165H108ZM107 166V167H108ZM117 166V165H116ZM119 166V165H118ZM136 166V165H135ZM165 166V165H164ZM6 167H8V166H6ZM14 167V166H13ZM10 168V167H9ZM103 168V167H102ZM109 168V167H108ZM111 168V167H110ZM232 168V167H231ZM234 168H235V166H234ZM258 168V167H257ZM1 169V168H0ZM112 169V168H111ZM222 169V168H221ZM249 169V168H248ZM101 170V169H100ZM107 170V169H106ZM169 170V169H168ZM224 170V169H223ZM255 170V169H254ZM8 171V170H7ZM1 172V171H0ZM13 172V171H12ZM15 172V171H14ZM107 172H108V170H107ZM112 172V171H111ZM110 171H109V174L111 173ZM216 172L219 174V175H222L221 173H220V167L219 168H217L216 169ZM3 173H4V171H3ZM105 173V172H104ZM29 174V173H28ZM108 174V175H109ZM111 174H113V173H111ZM225 175H227V174H225ZM114 176H116V175H114ZM258 176V175H257ZM128 177V176H127ZM222 177H224V176H222ZM11 178V177H10ZM36 178V177H35ZM177 178V177H176ZM262 178V177H261ZM5 179V177L3 178L1 175H0V192L1 191H3L4 190V183L6 182V180H4ZM14 179V178H13ZM237 179H240L238 176H237ZM264 178H262V180H263ZM113 180V179H112ZM144 180V179H143ZM5 181V182H4ZM11 181H12V179H11ZM118 181V180H117ZM241 181V179L239 180V182ZM235 182V181H234ZM238 182V181H237ZM263 182V181H262ZM55 183V182H54ZM121 183H122V181H121ZM225 183V182H224ZM236 183V182H235ZM264 183V182H263ZM174 184V183H173ZM8 185V184H7ZM225 185V184H224ZM243 185V184H242ZM228 186V185H227ZM230 188V187H229ZM228 188V189H229ZM239 188V187H238ZM252 188V187H251ZM232 189V188H231ZM132 190V189H131ZM130 190V191H131ZM227 190V189H226ZM230 190V189H229ZM228 191V190H227ZM232 191V190H231ZM123 192V191H122ZM128 192V191H127ZM159 192V191H158ZM162 192V191H161ZM160 192V193H161ZM235 192V191H234ZM117 193V192H116ZM228 193V192H227ZM229 193H232L233 195H231V194H229V195H231V196H234V193L233 192H229ZM236 193V192H235ZM149 194V193H148ZM145 195H147V194H145ZM163 195H165V194H163ZM228 195V194H227ZM128 196V195H127ZM224 196V195H223ZM235 197V196H234ZM237 197V196H236ZM235 197V198H236ZM150 198V197H149ZM221 198H222V196H221ZM237 198H239V197H237ZM236 198V199H237ZM246 198V197H245ZM150 199H153V198H150ZM157 199V198H156ZM170 200V199H169ZM187 200V199H186ZM261 200V199H260ZM191 201V200H190ZM238 201V200H237ZM138 202H139V200H138ZM165 202V201H164ZM188 202V201H187ZM142 203V202H141ZM123 204V203H122ZM158 204V203H157ZM166 204V203H165ZM190 204H192V203H190ZM167 205V204H166ZM195 204H193V206H194ZM155 207V206H154ZM263 208H264V206H262ZM169 208H170V206H169ZM130 209V208H129ZM159 209V208H158ZM198 209H199V206H198ZM115 210V209H114ZM161 210V209H160ZM126 211V210H125ZM193 211H195V210H193ZM2 212H4V211H2ZM173 212V211H172ZM196 212V211H195ZM200 212H202V211H200ZM174 214H176V213H174ZM178 214V213H177ZM185 214H187V213H185ZM193 214V213H192ZM197 214L198 215H196V213L195 214H193V215H196V216H199V212H197ZM183 215V214H182ZM190 215V214H189ZM189 215H185V219H188L187 218V216H189ZM2 216V215H1ZM180 216V215H179ZM191 216V215H190ZM189 216V217H190ZM118 217V216H117ZM141 217V216H140ZM183 217H184V215H183ZM182 217V218H183ZM200 217H201V214H200ZM176 218V217H175ZM179 219V218H178ZM192 219V218H191ZM194 219V218H193ZM192 219V220H193ZM196 219V218H195ZM149 220V219H148ZM188 220H190V218L188 219ZM197 220V223H198V221H199V223L201 222V220L200 219H196ZM196 220H195V222H196ZM116 221V220H115ZM145 221V220H144ZM183 221V220H182ZM185 221H187V220H185ZM203 221V220H202ZM145 223H147L146 225L148 226L149 224H148V222H145ZM194 223V222H193ZM192 223V224H193ZM202 223H204V222H202ZM206 223V222H205ZM194 225H195V223H194ZM197 225V224H196ZM199 225V224H198ZM205 226H206V224H205ZM212 226V225H211ZM148 227H150V226H148ZM158 227V226H157ZM207 227V226H206ZM159 228H161V227H159ZM152 229H153V227H152ZM152 231H154V229L152 230ZM159 231V230H158ZM160 232H162V231H160ZM163 234H162V236L161 235H159L160 237H161V239H163V241H165V242H168L169 244H171L174 248H176V249H179V250H181L184 254H189V251H188V249H187V247H192V245H193V243L192 242H180V238L177 236L176 238L175 237H172L171 235H170V237H169V235L167 234V233H165L164 232V230H163V232H162ZM234 234V233H233ZM84 236H86L85 234H83ZM82 235V236H83ZM83 236V237H84ZM87 236H89V235H87ZM82 237V238H83ZM135 237V236H134ZM89 238V237H88ZM238 238H240V237H238ZM85 239V238H84ZM196 239V238H195ZM195 239H193V241L195 240ZM188 240V239H187ZM189 240H191L192 241V239H189ZM239 240H241V239H239ZM198 239H197V242L196 243H194V244H198ZM206 243V242H205ZM240 243V242H239ZM247 243V242H246ZM112 244V243H111ZM165 244V243H164ZM200 245H198V246H201V247H203L205 250H207L208 248L206 247V245L204 244V243H199ZM241 244H242V242H241ZM244 244V243H243ZM200 247V248H201ZM209 247V246H208ZM246 248H247V246H246ZM211 249V248H210ZM225 247H224V252H225ZM248 250H250L249 249V247H248ZM12 251V250H11ZM245 251V250H244ZM175 252V251H174ZM196 252V251H195ZM202 252H204V253H206L205 251H202ZM221 252H222V250H221ZM223 252V253H224ZM226 252H227V250H226ZM20 253V252H19ZM235 253L236 252H234V254H233V252H232V255L234 256L235 255ZM240 254L242 253V252H239ZM194 254V253H193ZM201 254V253H200ZM222 254V253H221ZM199 255V254H198ZM231 255V256H232ZM237 255V254H236ZM235 255V256H236ZM148 256V255H147ZM152 256H154V255H152ZM190 256H192V255H190ZM200 256V255H199ZM203 256H205V254L203 255ZM203 256H201V257H203ZM207 256V255H206ZM240 256V255H239ZM238 257V256H237ZM188 258V257H187ZM194 258V257H193ZM192 258V259H193ZM203 259H205V257L203 258ZM214 259V258H213ZM236 259V258H235ZM235 259H233V260H235ZM239 259V258H238ZM197 260V259H196ZM195 261V260H194ZM211 261V260H210ZM144 262V261H143ZM205 264V263H204Z\"/></svg>", "mask_w": 264, "mask_h": 264}]
</instances>
